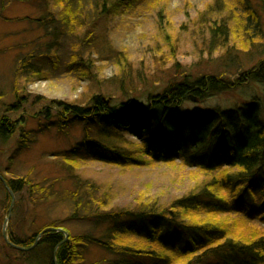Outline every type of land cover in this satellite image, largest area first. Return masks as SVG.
I'll return each mask as SVG.
<instances>
[{
	"label": "rangeland",
	"instance_id": "374dc122",
	"mask_svg": "<svg viewBox=\"0 0 264 264\" xmlns=\"http://www.w3.org/2000/svg\"><path fill=\"white\" fill-rule=\"evenodd\" d=\"M222 1L142 0L119 14L97 17L89 11L84 15L88 26L74 33L61 23L53 2L0 0V105L13 103L14 88H20L21 94L27 97L28 111L21 110L13 117L23 120L32 138L29 146L12 160L9 157L19 144L21 132L7 142L0 141V172L8 178L28 177L47 190L43 195L37 194L35 200L28 188H23L15 193V202L9 212L6 211V193L0 185V263L46 262L41 250L26 256L9 251L6 237L10 238L12 230L21 240L33 236L49 223L60 226L68 236L70 233L94 236L105 233L107 223L104 219L86 214L90 194L94 198L106 196L103 207L89 209L98 213L130 207L141 197L166 204L188 194L195 184L194 170L183 166L180 158L175 164L125 159L118 164L110 163L106 158L111 153L99 143L105 139L99 137L97 126L91 127L89 137L81 124L60 130L57 108L50 101L85 105L95 93H103L114 97L113 104L129 98L146 104L151 94L162 92L182 72L193 76L206 73L236 75L239 70L253 66L261 55L259 47L244 52L237 38L233 40L237 42V49L234 47L232 54H225L219 48H215L212 54L206 47L203 52L198 51L199 45L206 44L200 19L210 7L219 11L217 5ZM250 1L258 11L260 21H252L249 30L260 39L259 46L262 45L264 50V0ZM88 2L75 0L74 4ZM49 10L55 14L50 15ZM223 13L227 12L223 10ZM88 31H93L95 36L87 40ZM166 32L176 38L177 61L171 56ZM77 52L83 55V61L88 65L95 62L92 66L95 75L86 78L77 71L75 64L72 65L70 56ZM121 52H125L131 61L130 76L137 74L140 80L124 90L115 61ZM235 52L240 55L236 57ZM38 96L45 101L34 103ZM256 97L263 105L264 84H251L205 102L188 101L184 108L195 112L208 111L213 106L235 109ZM117 132L118 146L143 141V137L132 128L117 129ZM132 151L135 150H123ZM73 193L83 201V207L78 209L80 216L75 219L71 217L77 211L71 198ZM257 220L255 224L264 230V220ZM84 253L86 264L136 260L129 255L112 253L97 244L86 245Z\"/></svg>",
	"mask_w": 264,
	"mask_h": 264
},
{
	"label": "trees",
	"instance_id": "16d2710c",
	"mask_svg": "<svg viewBox=\"0 0 264 264\" xmlns=\"http://www.w3.org/2000/svg\"><path fill=\"white\" fill-rule=\"evenodd\" d=\"M46 1L56 6L61 23L78 33L77 29L88 26L87 16H84L87 12L97 17L119 14L142 0H88L87 4L78 6L75 0ZM217 6L219 11L210 7L200 19L206 44L199 45L198 51L203 52L206 47L212 54L219 48L229 54L236 48L237 42L233 40L237 38L244 52L259 47L261 55L253 66L239 70L236 75L193 76L182 72L162 92L151 94L146 104L136 98L113 104L114 97L103 93H95L85 105L50 101L57 108L60 130L81 124L89 137L91 127L97 126L99 137L105 139L99 143L111 153L106 158L110 163L118 164L125 159L175 164L180 158L183 166L194 170L195 184L188 194L166 204L141 197L130 207L106 213L89 210L94 206L103 207L106 199L105 195L94 198L90 194L86 214L104 219L105 233L99 236L70 233L67 239L63 232L57 231L41 235L47 228H60L49 223L24 240L15 237L12 230L11 243H6L9 251L26 256L41 250L47 258L45 264H55V260L57 264H86L85 246L97 244L112 253L136 259L134 262L115 261V264H264V230L255 224L257 219L264 220V104L256 97L235 109L213 106L208 111L195 112L184 108L188 101L205 102L251 84H264V50L259 46L260 39L249 30L252 21H260L254 4L250 0H224ZM54 14L51 10L50 15ZM165 35L171 45V56L177 61L176 38L167 32ZM94 36L93 31H88L86 37L88 40ZM233 55L238 57L240 53ZM70 58L81 75L90 78L96 74L92 69L95 62L88 65L78 52ZM115 61L123 90L140 81L137 74L130 76L132 64L125 52L119 53ZM13 94V103L0 105V141L7 142L21 132L19 144L9 157L11 160L32 141L31 131L25 129L23 120L13 117L21 110L28 111L27 97L16 87ZM43 101L44 98L38 96L34 103ZM121 128L137 130L143 141L118 146L117 129ZM105 141L108 143H103ZM124 149L135 151L123 152ZM2 176L14 193L27 187L37 200V194L47 191L28 177ZM0 185L6 193L7 211L11 195L1 179ZM71 198L77 206L71 216L75 219L80 216L78 209L83 207V201L76 193Z\"/></svg>",
	"mask_w": 264,
	"mask_h": 264
},
{
	"label": "water",
	"instance_id": "95a60500",
	"mask_svg": "<svg viewBox=\"0 0 264 264\" xmlns=\"http://www.w3.org/2000/svg\"><path fill=\"white\" fill-rule=\"evenodd\" d=\"M0 179L2 180V182L4 183V185L6 186V188L8 189V191H9V193H10V195H11V199H12V202H11V206H10V208H9V212H11L12 211V208H13V205H14V202H15V193L11 190V188L9 187V185L7 184V181L5 180V178L2 176V175H0ZM46 231H57V232H63L65 235H66V239L68 238V235H67V233H65V231H64V229H62V228H54V227H50V228H47L46 230H44L42 233H41V235L44 233V232H46ZM4 235H5V237H6V231H5V229H4ZM7 238V242L8 243H11L10 241H9V239H8V237H6ZM36 245V244H35ZM34 245V246H35ZM33 246V247H34ZM18 248H22V247H20V246H17ZM23 249H27V248H23ZM55 264H57V260H55Z\"/></svg>",
	"mask_w": 264,
	"mask_h": 264
}]
</instances>
